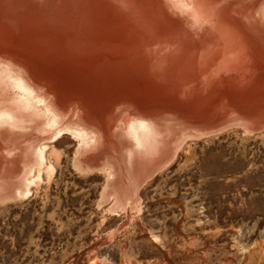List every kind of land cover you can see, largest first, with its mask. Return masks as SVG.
Masks as SVG:
<instances>
[{"label": "bare ground", "instance_id": "6f19581e", "mask_svg": "<svg viewBox=\"0 0 264 264\" xmlns=\"http://www.w3.org/2000/svg\"><path fill=\"white\" fill-rule=\"evenodd\" d=\"M170 2L182 18L193 0ZM204 2L218 7L189 39L159 8L121 0H0L11 52L0 56V206L52 179L65 136L73 166L104 172L108 194L133 209L188 141L233 125L263 131L264 74L247 52L264 50V0ZM232 49L244 55L228 66Z\"/></svg>", "mask_w": 264, "mask_h": 264}, {"label": "rangeland", "instance_id": "374dc122", "mask_svg": "<svg viewBox=\"0 0 264 264\" xmlns=\"http://www.w3.org/2000/svg\"><path fill=\"white\" fill-rule=\"evenodd\" d=\"M60 144L52 179L0 206V264H264V130L188 141L133 209Z\"/></svg>", "mask_w": 264, "mask_h": 264}, {"label": "snow or ice", "instance_id": "6c2138e0", "mask_svg": "<svg viewBox=\"0 0 264 264\" xmlns=\"http://www.w3.org/2000/svg\"><path fill=\"white\" fill-rule=\"evenodd\" d=\"M120 7L126 10H133L134 8H159L164 13L165 21H170L178 26L189 39L194 38V32L198 31L201 27L200 21L207 9H215L218 7L216 3H205L204 0H193L192 3L185 6L182 18L181 16L170 15V10L175 7L174 3H163V0H152L151 4L133 5L130 0H121ZM207 31V29H205ZM64 54L71 56L73 54L71 49L64 50ZM11 52L4 47H0V56H10ZM244 53L239 49H232L228 56V66L237 64L241 60ZM247 55L252 58L253 66L259 63V73L264 74V50H261L259 56L255 50H248ZM225 68H221V72ZM259 110L261 118L264 119V75L261 76V87L259 97Z\"/></svg>", "mask_w": 264, "mask_h": 264}]
</instances>
